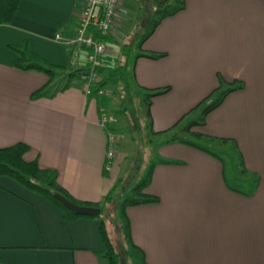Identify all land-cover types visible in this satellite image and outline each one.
<instances>
[{"label":"crops","instance_id":"0c3cea01","mask_svg":"<svg viewBox=\"0 0 264 264\" xmlns=\"http://www.w3.org/2000/svg\"><path fill=\"white\" fill-rule=\"evenodd\" d=\"M82 1L21 0L11 22L0 24V148L27 144L24 159L54 170L74 198L103 202L124 172L118 150L105 168L107 136L98 100L86 96L80 78L32 99L48 77L16 68L10 48L25 43L47 64L65 67L62 76L85 67L83 49L70 42ZM117 17L107 44L113 58H119ZM140 51L164 53L133 62L136 87H169L151 100L156 132L186 115L219 79L242 83L206 116L202 132L234 139L246 177L257 185L249 195L233 191L219 159L169 143L172 154L160 159L176 162L155 163L146 187L159 201L126 209L133 242L147 264H264V0H185ZM103 250L97 220L66 222L42 196L0 177V264H107Z\"/></svg>","mask_w":264,"mask_h":264},{"label":"trees","instance_id":"16d2710c","mask_svg":"<svg viewBox=\"0 0 264 264\" xmlns=\"http://www.w3.org/2000/svg\"><path fill=\"white\" fill-rule=\"evenodd\" d=\"M21 0H0V24H9L17 10ZM153 9L151 16L146 23L145 31L141 35L137 47L140 50L143 42L154 32L160 22L170 16L182 11L185 7V0H151ZM96 38L104 40L106 44L112 41L111 34L101 35L94 34ZM10 48L16 53L17 59L14 66L20 70H36L43 72L48 80L41 88L34 91L31 95L32 99H37L47 96L56 91H63L69 88L72 80L79 79L82 74L88 73L87 65L82 68L69 70L64 76L59 74V71L66 70L65 67L53 66L47 64L43 59L32 53L26 44L18 46L11 45ZM141 52V51H140ZM147 57L157 59L164 56V53L157 52H141L136 55L137 57ZM106 65L98 70L102 80L93 83L90 86L89 93L86 95L88 98H96L99 107L104 106L108 109L109 97L107 94L99 95L98 91L103 89L107 90L108 87H120L121 92V105L122 110H126V104L131 97V92L134 84L133 67L129 68L127 59L113 58L106 55L104 57ZM219 86L214 89L207 97L199 102L195 107L199 106L206 99V102L200 109V113L196 118L181 126L178 130L179 122L172 125L170 128L163 131H153V134H164L173 130L171 137L165 140L164 143L179 142L189 145L199 151L209 154L219 159L225 170V160L227 157L228 162L233 170V182L227 178V186L236 192L246 195L251 194L257 185V179L246 177V169L241 159V154L238 151V146L234 139L225 137H216L204 135L199 131L194 130L195 126L205 124V118L212 110L217 108L224 98L232 91L241 88L242 83L237 85L226 84L219 79ZM169 87L144 89V102L147 106V116L150 117L151 100L155 96L166 93ZM194 107V108H195ZM192 108V109H194ZM151 123V121H150ZM114 129V128H113ZM176 130V131H175ZM178 131H180L178 133ZM29 146L23 142H18L14 145L0 148V177H7L26 190L36 193L46 199L48 202L56 206L63 214V219L66 222H72L78 218L95 219L99 222V233L104 244V250L100 253L102 259L107 264H119L120 256L111 241L107 224L104 216L103 207L105 203L112 199L111 190L103 199V202H89L81 201L74 198L64 187L57 181L56 172L52 169L42 168L36 160L27 161L24 155L28 152ZM231 151V152H230ZM233 152L237 153L233 155ZM226 155V156H225ZM238 160V162H237ZM175 163L176 161H167L158 159L157 163ZM155 164L152 163L145 173V175L130 189L129 193L121 197L118 206V217L120 219V228L127 243V254L132 258H137L139 264H147L143 250L138 247L131 238L129 219L126 214V209L130 206H135L145 203H155L159 201L158 196L147 193L146 187L151 180L152 171ZM224 179H226L224 177ZM120 181L116 183L119 184ZM57 194L66 197L69 201L79 206L97 207L100 208V213L96 217L77 215L71 210L67 209L57 198Z\"/></svg>","mask_w":264,"mask_h":264},{"label":"rangeland","instance_id":"374dc122","mask_svg":"<svg viewBox=\"0 0 264 264\" xmlns=\"http://www.w3.org/2000/svg\"><path fill=\"white\" fill-rule=\"evenodd\" d=\"M152 9L151 0H121V9L117 17L120 23H118L119 25L116 28L118 41H116L114 45L119 58L128 60L129 68L133 67L134 59L139 51L137 43L146 30L145 25L148 18L151 16ZM133 85L131 97L126 104L127 108L123 111H121L122 91L120 87L110 86L109 90L111 104L108 106V110L111 115V125L120 137L117 150L121 155L120 157L123 158L122 169L124 177L117 186L115 185L114 188L111 189L113 190L111 192L112 199L105 203L103 211L111 241L120 256L119 264H139L136 257L132 258L127 254L128 246L121 232L120 219L118 217V206L121 197L129 193L130 189L145 175L150 165L152 163H157L163 153L172 154V152H169L166 148L168 147L166 145L169 143L164 142L172 136L173 130L164 134L152 133L155 129L153 128V123H150L152 119H150L146 113L147 106L144 102L145 91L136 87L135 83ZM205 97L197 100L195 105L201 102ZM208 101L209 99H206L205 102L194 109L192 108L195 105L190 107V109L186 110V115L180 120L175 121L173 125L179 122V130L181 126L196 118L202 106ZM153 112L156 117L159 118L161 116V113H159V111L157 112L155 108ZM203 127L204 125L195 126L194 130L207 135L202 132ZM179 132L180 131H178V133ZM179 144L183 145V143ZM238 151L241 154L239 148ZM236 154V152L235 154L233 152V155ZM225 158L226 175L228 180L231 181L234 172L227 157Z\"/></svg>","mask_w":264,"mask_h":264},{"label":"built area","instance_id":"2783aa9c","mask_svg":"<svg viewBox=\"0 0 264 264\" xmlns=\"http://www.w3.org/2000/svg\"><path fill=\"white\" fill-rule=\"evenodd\" d=\"M120 9L121 0H83L81 3L75 34L70 42L84 51V58L89 71L82 74L80 80L85 85L84 93L86 95L93 83L102 80L97 69L106 65L104 57L108 51L106 42L96 38L94 34L96 32L101 35L111 34ZM98 94L104 95L106 91L101 89ZM99 123L106 131L107 136L105 168L108 170L116 154L120 137L111 125L109 110L104 106L99 107Z\"/></svg>","mask_w":264,"mask_h":264},{"label":"water","instance_id":"95a60500","mask_svg":"<svg viewBox=\"0 0 264 264\" xmlns=\"http://www.w3.org/2000/svg\"><path fill=\"white\" fill-rule=\"evenodd\" d=\"M57 198L67 209L71 210L77 215L96 217L100 213V208L76 205L60 194H57Z\"/></svg>","mask_w":264,"mask_h":264}]
</instances>
